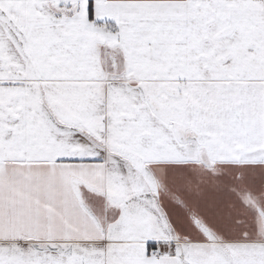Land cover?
I'll return each instance as SVG.
<instances>
[{"label":"snow or ice","instance_id":"obj_1","mask_svg":"<svg viewBox=\"0 0 264 264\" xmlns=\"http://www.w3.org/2000/svg\"><path fill=\"white\" fill-rule=\"evenodd\" d=\"M0 264H264V0H0Z\"/></svg>","mask_w":264,"mask_h":264}]
</instances>
